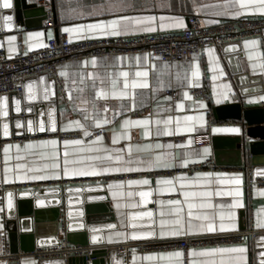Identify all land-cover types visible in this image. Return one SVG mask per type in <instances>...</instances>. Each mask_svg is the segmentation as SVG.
Instances as JSON below:
<instances>
[{"label":"crops","instance_id":"0c3cea01","mask_svg":"<svg viewBox=\"0 0 264 264\" xmlns=\"http://www.w3.org/2000/svg\"><path fill=\"white\" fill-rule=\"evenodd\" d=\"M46 2L48 13L53 15L58 24L56 28L46 27L48 18L42 11H34L31 14L33 16L25 20V24L15 21L13 16L4 18L0 15V54L13 57L39 49L50 38L60 34H66L72 41H80L86 38L131 37L182 31L189 26L188 16L194 12L201 14L208 24L243 16L264 15V5L258 0ZM125 17L128 19L124 20ZM150 17L154 19L149 20ZM112 20L121 21L119 35L111 34L112 29L88 28V25L107 24ZM177 21L182 22V26ZM66 28L77 31L66 32ZM149 28L155 30L148 31ZM253 41L254 44L249 43ZM92 60L96 61L95 65L91 63ZM234 71L238 75L237 80L234 79ZM62 72L66 75H61ZM124 72L128 73L127 78L120 75ZM137 72H147L148 75L136 76ZM194 72L197 75L194 76ZM60 76L64 87L56 84L55 92L49 81L42 83L36 79L29 81L25 93L20 94L30 101L53 97L55 104H40L39 111L30 115L22 129L17 130L19 136H0V187L17 183L151 173L185 168L211 156L215 159L213 138L241 134L244 126L239 121L227 120L230 123H218L209 130V115L213 114L214 107L239 101L246 107L264 106V38L245 39L241 45L229 47L226 53L222 49L209 47L198 57L175 63L152 59L145 52L83 57L63 65ZM93 76L98 77L95 88ZM112 80L116 81L115 89ZM204 80L207 83L208 99H194L190 90L200 87ZM126 81L128 88L125 89ZM133 82L147 83L148 87L133 88ZM101 89L108 93L107 98H97L96 93ZM167 89L178 93L175 101L166 95ZM121 93L125 95L121 97ZM140 111L143 114L134 116V113ZM145 120L149 121L147 125L136 123ZM76 121H79L80 126H77ZM125 121L129 123L125 125ZM53 124L56 132L49 131ZM41 125L44 131H40ZM98 129L104 130L103 134L97 136L102 138L99 142H95L97 137L86 139L88 135H85V131L90 135ZM68 131H79L82 137L61 141L56 136L59 132ZM171 137H184V140L180 143L167 141ZM19 139L24 140L20 142ZM53 140L57 142L55 146L45 143ZM75 140L82 143H65ZM198 141L203 142V145H197ZM259 144L256 150L259 159L256 173L264 175V142ZM117 156L121 159L117 160ZM246 164L253 167L251 160L244 159L242 166L220 165L227 168L225 171L69 184L33 190L72 188L75 191L80 187H89V190L107 195V205L115 221L101 224L105 231L97 233L93 238L97 241L105 240V244H95L96 247L110 248L125 242L164 240L251 228L264 233V188H256L251 194L248 192L246 173L239 170ZM85 172L97 174H81ZM145 180L147 184L143 183ZM141 193L147 195L142 196ZM185 193L189 195L185 196ZM14 198V195H8V211ZM171 201H179V204ZM189 205L192 207L189 208ZM6 213V200L0 192L1 236H8ZM39 215L45 227L50 215L48 212ZM61 220L62 217L60 224ZM258 224L262 226L258 227ZM209 225H212L213 231L208 230ZM133 235L139 238L133 239ZM27 245H31V242ZM233 248H244L245 251H220ZM177 252L181 255L176 256ZM254 252V239H251L237 245L190 249L188 257L189 264H255ZM184 263L185 256L181 250L135 252L131 261V264ZM18 264L68 263L24 256ZM112 264L122 263L115 259Z\"/></svg>","mask_w":264,"mask_h":264},{"label":"built area","instance_id":"2783aa9c","mask_svg":"<svg viewBox=\"0 0 264 264\" xmlns=\"http://www.w3.org/2000/svg\"><path fill=\"white\" fill-rule=\"evenodd\" d=\"M41 3L46 8V27L56 28L58 24L52 14L47 11V2ZM189 26L182 31L160 32L155 34H142L131 37H115L101 39H82L72 41L66 34H60L50 38L44 47L26 53H19L13 57L0 54V95L21 94L24 84L28 79L47 75L63 88L64 82L60 76V69L68 62L83 57H110L116 54H133L145 52L152 59H159L169 63L180 62L200 56L206 48L213 47L222 49L225 45L242 42L248 38H264V15L243 16L208 24L204 17L194 12L188 16ZM191 95L194 99H208L207 83L204 80L200 87H193ZM172 101L178 98V93L173 89L165 91ZM143 114V111L134 113V116ZM218 123H230L229 121L216 120L211 113L209 115L208 127ZM104 133L103 129L93 131L86 139L97 137ZM56 136L61 140L82 137L79 131L59 132ZM24 139H19L22 142ZM184 137H171L167 141L180 143ZM197 145H203L198 141ZM226 167L216 163L213 156L205 161L189 165L185 168L155 171L151 173H126L116 176L92 177L85 179L47 181L43 183H17L8 187H0V192L8 189L33 190L42 187L65 186L69 184L82 183H108L110 181H128L141 177L177 176L182 173L194 174L202 171H225ZM234 170V169H233ZM239 170L246 173V188L251 194L254 189L264 188V176L255 177L253 167L244 165ZM253 216L251 215V218ZM62 226L65 219L62 217ZM259 232L253 228L244 231L212 233L206 235H188L181 238L164 240H148L137 242H125L114 245L116 253L123 259L124 264H131L133 253H148L163 250H181L184 252L185 263L189 264L188 251L190 249L221 247L237 245L253 240ZM0 258L9 263H19L24 256H31L37 260L61 259L84 256L89 258L95 246L74 244L64 240L60 246H44L35 248L30 252H12L9 239L6 234L0 237Z\"/></svg>","mask_w":264,"mask_h":264},{"label":"water","instance_id":"95a60500","mask_svg":"<svg viewBox=\"0 0 264 264\" xmlns=\"http://www.w3.org/2000/svg\"><path fill=\"white\" fill-rule=\"evenodd\" d=\"M39 2L9 0L11 7L5 8L3 6L4 0H0V15L4 18L13 16L15 21L25 24V20L33 16L31 14L34 11H42L46 14L45 5ZM233 45H241V42L227 44L222 48V51L226 53V50ZM233 74L234 79L237 80L236 71ZM36 79L42 83L49 81L52 90L56 91V81L47 75H41L25 82L23 94L26 90V84ZM43 102L47 106L55 104L53 97H41L40 100L30 101L17 93L0 95V136L2 138L19 136L20 134L16 133L17 130L22 129V125L26 124L30 115L39 111L41 105H44ZM213 116L219 121H239L244 126L241 134L233 137L215 136L213 138L216 163L218 165L242 166L244 159H249L252 161L255 177H263L264 175L256 173V166L259 161L256 150L260 145L259 142H264V106L246 107L241 101L226 103L214 107ZM49 131L56 132L52 129ZM89 189L91 188L80 187L75 191L72 188L23 191L8 189L4 191L7 208L5 226L11 251L30 252L38 247L60 246L64 240L74 244L95 247V244H105V240L97 241L93 237L97 233L105 231L102 223L115 221V218L108 208L109 199L107 195ZM10 194L15 196V202H12L8 211L7 199ZM44 212H48L50 215L49 222L45 227L39 220V214ZM61 217L65 219L64 226L60 224ZM28 242H31V245L28 246ZM254 248V263L264 264V233H258L255 236ZM116 255L115 248L96 247L89 258L80 256L47 260L63 261L68 264H112L117 259L124 264L123 259L121 257L116 258ZM0 264L18 263H9L0 258Z\"/></svg>","mask_w":264,"mask_h":264},{"label":"snow or ice","instance_id":"6c2138e0","mask_svg":"<svg viewBox=\"0 0 264 264\" xmlns=\"http://www.w3.org/2000/svg\"><path fill=\"white\" fill-rule=\"evenodd\" d=\"M258 2H259L261 5H264V0H258ZM3 6H4L5 8L11 7V4L9 3V0H4V4H3ZM127 19H128L127 17L124 18V20H127ZM148 19H149V20H152V19H154V18H151V17H150V18H148ZM140 22H141V21H136V23H140ZM120 23H121V21H119V20H112V21L108 22L107 24L99 23V24L88 25V28H89V29H97V28H98V29H112L113 31H112L111 34H113V35H119L120 33H119L118 29H119V27H120ZM177 24L180 25V26H182V22L177 21ZM154 30H155L154 28H149V29H148V31H154ZM65 31H66V32H72V31H77V29H67V28H66ZM249 43H253V44H254L255 42L253 41V42H249ZM246 46H247V45H246ZM91 63H92L93 65H95V64H96V61H95V60H92ZM61 75H66V73H63V72H62ZM120 75H122L123 77L127 78L128 73L124 72V73H121ZM147 75H148L147 72H143V73H141V72H137V73H136V76H147ZM193 75L195 76V75H197V73L194 72ZM97 78H98V77L93 76V88H95V86H96V85H95V80H96ZM81 81L83 82V77L81 78ZM101 84H103V79H101ZM29 87L31 88V86H29ZM112 87H113V89H115V87H116V81H115V80H112ZM132 87H133V88H136V87L146 88V87H148V85H147V83H140V84H137V83L133 82V83H132ZM124 88H125V89L128 88V83H127V81L124 83ZM81 91H83V89H81ZM107 95H108V93H107L106 91H104L103 89H101L100 91H98V92L96 93L97 98H107ZM113 95H115V92H113ZM120 95H121V97H123L125 94H124V93H121ZM70 98H71V97H70ZM262 99H264V98H262ZM105 111H107V109H105ZM87 118H88V117L86 116L85 119H87ZM187 119L191 120L192 118H191V117H188ZM106 122H107V121H105V123H106ZM75 123L77 124V126H80L79 121H76ZM128 123H129L128 121H125V125H127ZM136 123H137V124H145V125H147V124L149 123V121H147V120H145V121H137ZM157 123L159 124L160 122L157 121ZM98 124H99V122H98ZM5 128H7V125H5ZM44 130H45V129H44V126L41 125V127H40V131H44ZM52 130H53V131L56 130L54 124H53ZM216 131H221V130H220V129H217ZM231 131H239V130H238V129H232ZM168 134H170V133H168ZM85 135L87 136V135H89V133H88L87 131H85ZM101 139H102L101 137H97V141H95V142H99ZM95 142H94V143H95ZM45 143H51L53 146H55L57 142H56L55 140H53V141H49V142H45ZM65 143H66V144H67V143L81 144L82 141H80V140H75V141L65 142ZM29 147H32V146L29 145ZM158 147H159V145H158ZM169 147H172V146L169 145ZM6 151H7V149H6ZM65 155H67V153H65ZM108 158L111 159V157H108ZM96 159H99V157H97ZM116 159H117V160H120L121 157H120V156H117ZM65 163H67V161H65ZM185 163H187V161H185ZM125 170L128 171V170H131V169H125ZM81 174H83V175H96L97 173H96V172H85V173H81ZM41 178H43V177H41ZM143 183L147 184L148 181L145 180V181H143ZM163 183H171V182H170V181H164ZM237 183H239L238 180H237ZM141 195L143 196V195H147V194H146V193H141ZM188 195H189L188 193H185V196H188ZM203 195H210V193H204ZM170 203H173V204H179V201H171ZM191 207H192V205H189V208H191ZM146 215H149V216H150L151 213H147ZM177 223H179V221H177ZM259 226H262V225H259V224H258V227H259ZM208 230H209V231H213V227H212V225H209V226H208ZM221 230H223V228H222ZM174 234H176V233H174ZM162 235H163V234H162ZM132 238H133V239H137V238H139V237L133 235ZM220 251L244 252L245 249H244V248H233V249H221ZM175 255H176V256H180L181 253L177 252V253H175Z\"/></svg>","mask_w":264,"mask_h":264}]
</instances>
